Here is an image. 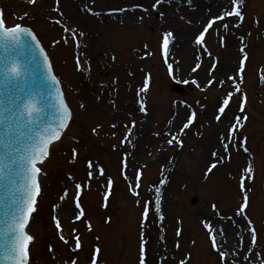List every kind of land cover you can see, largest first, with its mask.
<instances>
[{
	"label": "rangeland",
	"instance_id": "obj_1",
	"mask_svg": "<svg viewBox=\"0 0 264 264\" xmlns=\"http://www.w3.org/2000/svg\"><path fill=\"white\" fill-rule=\"evenodd\" d=\"M61 1L59 11H55L56 0H37L35 5L27 0H0L9 24L20 22L17 17L29 13L23 23L31 26L47 51L73 113L68 129L52 146L48 160L40 165L41 195L29 224L30 234L35 236L30 245V264H69L73 259L76 264H90L92 249L97 246L100 252L93 254L97 263L139 264L141 232L147 241L145 264H179L181 260L186 264H264V0H242L244 21L239 28L235 27V18L229 17L225 20L229 23L228 31L221 26L217 35V26L221 24L218 21L206 35V49L195 48L190 43L191 37L207 20L221 14L227 4L219 12L209 11L199 19L188 20L176 13L173 0H163L156 8L152 7L155 0H69L79 12L78 17L72 18ZM219 1L191 0L193 9ZM88 8L92 11H87ZM120 8L137 10L135 21L129 17L125 22L113 19L119 11L112 10ZM95 13L105 16V24L97 22ZM65 26L85 35L91 26L95 32L93 43L87 45L85 35L72 39ZM185 28L190 30L178 38ZM165 31L174 36L168 54L171 72L162 54ZM65 37L68 43H64ZM220 37H224L223 46ZM76 40L80 41L79 47ZM177 40H185V47L171 53ZM240 47L248 53L240 85L241 92L247 95L244 112L239 108L241 93H236L230 109L220 121H215L217 98L226 94V88L233 90L228 77L238 75L233 69ZM77 56L81 58V68H77ZM197 56L201 66L193 72ZM213 63L216 69L210 72ZM211 76L223 81V85L215 82L208 85ZM146 82L147 89L141 93L139 89ZM174 84L185 86L189 94H174ZM89 87L92 92L87 90ZM99 94L106 99H98ZM141 102L145 112L140 111ZM191 110L197 112V119L180 135L183 146L175 142L167 144L168 133L178 134ZM135 112L141 118L139 121L135 120ZM234 116L241 117L243 127L238 129L229 148L231 158L207 171L213 159L211 151L225 156L217 136L230 127ZM244 147L249 149L247 153ZM73 148L77 149L74 162ZM89 160L93 162L91 178L87 176ZM249 164L254 169L252 178L245 181L249 205L241 217L234 215L242 202L238 185ZM100 167L104 175H100ZM138 170L143 171L140 188L136 189L139 196L129 187L130 183L134 187ZM108 176L114 184L105 202ZM161 180L166 182L161 184ZM76 183L82 185L79 199L85 212L79 220L75 218L78 210L72 211ZM156 187L160 188L162 224L155 212ZM65 190L68 197L59 199ZM195 198L197 201L193 203ZM146 200L152 205L148 222L142 228ZM213 203L218 211L212 209ZM55 205L60 207L54 208ZM63 207L73 214L60 216L58 211ZM50 213L60 218V229ZM205 218L211 219L213 227L221 223L229 227L238 241L243 238L237 253L227 251L226 261L211 245L202 223ZM249 219L257 230L254 248ZM61 231L68 238L67 244L60 239ZM77 232L82 248L73 251Z\"/></svg>",
	"mask_w": 264,
	"mask_h": 264
},
{
	"label": "snow or ice",
	"instance_id": "obj_2",
	"mask_svg": "<svg viewBox=\"0 0 264 264\" xmlns=\"http://www.w3.org/2000/svg\"><path fill=\"white\" fill-rule=\"evenodd\" d=\"M29 4L35 5L37 0H27ZM163 0H155L152 5L153 8L159 6ZM60 0H56L57 7L55 11H59ZM191 4V0H188ZM242 0H227V7L222 10L221 14L214 15L211 19L207 20L204 25L197 32L193 33L190 43L197 49H206V35L209 34V30L213 29L217 22H221L217 26V35H219L218 28L223 27L224 31L227 32L229 29V23L225 22L226 18H235V27L239 28L240 24L244 21V15L241 10ZM136 7H141L137 5ZM87 11H92L88 8ZM112 11L123 12L125 9H113ZM147 11V9H145ZM100 15V13H95ZM61 15H63L61 13ZM163 13H161V16ZM29 16L28 12H24L23 15L17 17L20 22L9 24L6 19L5 11L0 7V48H3L6 55L0 58V77H3L4 82L9 86V100L7 106L0 112V123L6 124L9 130H15L18 136L15 141H9L4 144L7 152V163L0 161V176H4L7 172L8 176L19 175L21 183L18 188L12 191L10 207L12 208L11 215L6 223V229L4 235L6 237V251L5 259L8 264H30L31 254L30 245L34 242L35 236L30 234L29 223L33 217V213L37 210V198L41 195V182L40 177L42 175V168L40 165L47 159L50 154V147L55 142L61 139L65 131L68 129L70 122L72 121L73 113L69 107L62 88L61 79L55 74L51 59L42 45L40 39L37 37L35 31L31 26L25 25L23 20ZM142 19V17H141ZM57 23L61 21L57 20ZM64 30L68 32L72 39L76 37L84 36L83 32L77 33L72 28L65 26ZM241 39H243L241 37ZM174 40L173 33L171 31H165L162 34V54L165 63L168 66L169 71H172V64L168 63L169 45ZM221 44L223 46L224 37H220ZM53 43H59L54 41ZM64 43H68V37L64 38ZM77 47L80 46V41L76 40ZM147 48V44L144 45ZM23 51L30 54L31 59L27 64H21L19 60L15 59L18 52ZM240 56L237 58L236 68L233 69L238 75L228 77V80L234 85L233 90L229 91L225 89V95L217 98V103L213 113V119L220 121L222 116L226 114V111L230 109V102L233 99L234 94L241 93V103L239 105L240 112H244V104L247 101V95L241 92V83L243 82L244 73V61L248 58V53L244 50V47L239 48ZM147 54V53H146ZM211 55V53H209ZM115 59V57H113ZM81 58L77 56L76 65L77 68H81ZM201 66L200 57H196L195 67L192 69L195 72ZM216 64L213 63L210 66V72L215 71ZM31 75V81L28 77ZM239 80V82H237ZM219 83L223 85V81L218 80L216 77L211 76L207 79V84L212 85L213 83ZM199 87L197 81H193ZM39 88V91L34 89ZM147 89V82L144 87H141L139 91L145 92ZM81 107H84L82 104ZM203 107V105H202ZM140 111L145 112L143 102L140 104ZM7 113V115H4ZM49 116L51 117L49 119ZM197 119V112L191 110L187 116L186 122L183 123L182 128L178 134L168 133L170 139L166 141L167 144L171 145L174 142L179 143L183 146V141L179 139L180 135L184 134V130L188 129L193 122ZM233 123L230 127L225 129L223 133L218 134L217 140L219 146L224 150L225 156H221L218 151H211L210 156L213 158L210 164L207 166V171L214 169L218 163L224 162L225 159H230L229 148L233 141L236 139V134L239 128L243 127L240 116H234L232 118ZM247 120V116L243 117ZM135 126V121L132 122ZM173 123V121H169ZM115 127V125H113ZM96 129H93L95 132ZM131 132V129L128 130ZM11 134V133H10ZM159 135V133H156ZM127 140V137H125ZM247 137L244 138L246 142ZM19 145V146H17ZM244 152L247 153L249 149L243 148ZM73 162L77 156V149H72ZM127 154L123 159V167L127 168ZM87 176L91 178L93 173V162L87 161ZM18 170V172H17ZM100 175H104L103 167L98 169ZM254 169L249 164L241 174L239 180V189L242 197V202L235 210L234 215H245V209L249 205L248 190L245 188V181L251 179V174ZM70 178L75 179L74 177ZM143 175L142 170H138L134 177V187L129 184L130 190L137 196L139 192L136 189L140 188L141 178ZM125 179H128L125 174ZM165 180H161L160 183H165ZM14 183V182H13ZM114 181L111 176L106 177L107 191L104 195V200L107 202L108 195L111 193ZM82 185L80 183L75 184V212L78 210L76 219L79 220L85 216L84 209L80 204L79 194ZM156 196L155 212L159 214L158 221L162 224L164 216L161 212L160 203V188L156 187L153 189ZM68 197V191L59 197L61 200H65ZM139 204L140 201L137 200ZM152 202L146 200L142 210L141 227H145L148 219L149 212L151 210ZM59 205H55L54 208H59ZM212 209L218 211L217 205L212 204ZM52 215V213H50ZM52 219L55 222L56 228H61L60 218L56 215H52ZM203 227L207 230L211 245L217 250L219 256L226 261L229 256V252L221 250L218 247V235L226 239V229L223 226L213 227L210 218H205L203 221ZM249 227V235L251 237V247L254 248L257 244V230L252 226V221H247ZM91 230V224L88 225ZM74 232L77 230L73 229ZM177 235H180V231L177 230ZM60 239L64 243H68L67 236L61 231ZM147 241L144 238V233L141 232V243L139 253V264H145V244ZM239 244H243V238L238 241ZM176 247H179L177 242ZM82 248V241L80 235H75V244L73 251ZM95 252L99 253L100 248L97 246ZM248 257H245L247 259ZM69 264H76V260H70ZM90 264H97V258L94 255L90 261ZM179 264H186L185 260H181Z\"/></svg>",
	"mask_w": 264,
	"mask_h": 264
},
{
	"label": "bare ground",
	"instance_id": "obj_3",
	"mask_svg": "<svg viewBox=\"0 0 264 264\" xmlns=\"http://www.w3.org/2000/svg\"><path fill=\"white\" fill-rule=\"evenodd\" d=\"M61 4L67 8L69 14L71 15V17H78V9L76 8L75 5H71V2L69 0H62ZM209 4V3H208ZM227 4V0H220L219 2H214L211 5L207 6V7H199V9H193L194 7V3L191 2V4L188 3V0H173L172 5H173V9L176 11L177 14H179V16L181 18H187L188 20H195V19H199L204 13L209 12L210 13H216L222 10V8ZM71 5V6H69ZM204 12H203V10ZM137 10H125L123 12H115L116 16L113 17L116 18V20H118L119 22H125L127 21L126 18L129 17L132 21H135V19H133V17L137 16ZM128 13H130L128 15ZM98 20L97 22L100 25L105 24L106 19L105 16L103 15H97ZM190 30V28H185L183 31V33H180L179 37H183L184 35H186L185 33H187ZM86 40L85 42L87 43V45H90L91 43H93V37L95 36V32H92V28L91 26H89L86 29ZM175 46V47H174ZM171 50V53H174V51L176 49H181L182 47H185V40H177V43H175ZM89 92L91 91V87H89V89H87ZM137 95V93H136ZM97 98L100 100H104L106 99L104 94H99L97 95ZM118 105L120 104L119 102H117ZM135 116V120L139 121L141 118L139 117V115L135 112L134 114ZM60 216H71L73 214V212L71 210H66L64 207L63 209L61 208L58 211ZM223 226L226 229V239L224 237H220L218 235L217 239H218V243L220 245L221 248H223L226 251H229L232 253H237L240 249V244L238 243V240L235 239V234L233 233V231L227 227L226 225H224L223 223H221L219 225Z\"/></svg>",
	"mask_w": 264,
	"mask_h": 264
},
{
	"label": "water",
	"instance_id": "obj_4",
	"mask_svg": "<svg viewBox=\"0 0 264 264\" xmlns=\"http://www.w3.org/2000/svg\"><path fill=\"white\" fill-rule=\"evenodd\" d=\"M5 55L6 53L4 52L3 48H0V58L4 57ZM15 59L19 60L21 64H27L30 61L31 56L30 54L20 51L17 53ZM28 79L31 81V75H29ZM173 89L175 92L180 94L187 93L181 86H175ZM39 90V88L34 89V91ZM8 100L9 86L4 82L3 77H0V112H3V109L7 106ZM4 115H7V113H4ZM50 118L51 117L49 116V119ZM17 136L18 133L15 132V130H9L6 124L0 123V161L7 163V152L9 149H6L4 144L8 143L9 141L14 142ZM20 183L21 178L18 174L8 176L7 172H5L4 176H0V264H8L7 260L5 259L6 237L4 232L6 229V223L12 212V208L10 207L12 199L11 193L19 187Z\"/></svg>",
	"mask_w": 264,
	"mask_h": 264
}]
</instances>
